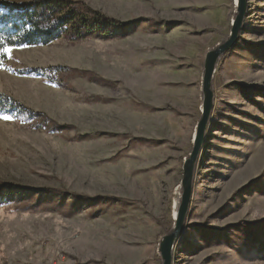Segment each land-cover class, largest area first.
I'll return each mask as SVG.
<instances>
[{"label": "rangeland", "instance_id": "obj_1", "mask_svg": "<svg viewBox=\"0 0 264 264\" xmlns=\"http://www.w3.org/2000/svg\"><path fill=\"white\" fill-rule=\"evenodd\" d=\"M75 1L122 28L17 48L0 68V93L61 127L0 119V188L34 190L0 205V264H162L201 119L205 57L229 38L236 2ZM49 67L74 72L57 82L20 74ZM213 91L173 264H264V0L248 1Z\"/></svg>", "mask_w": 264, "mask_h": 264}, {"label": "trees", "instance_id": "obj_2", "mask_svg": "<svg viewBox=\"0 0 264 264\" xmlns=\"http://www.w3.org/2000/svg\"><path fill=\"white\" fill-rule=\"evenodd\" d=\"M121 23L106 17L89 7L83 1L75 0H31L18 3L0 0V47L13 49L25 47H46L55 42L68 39L72 42L85 41L94 37H110L112 29L122 28ZM8 58H4L7 62ZM73 71L66 67L31 68L20 71L29 76H47L53 82L60 81L62 72ZM74 72V71H73ZM87 74V73H86ZM94 79H97L94 78ZM101 80V79H99ZM107 85V81H102ZM13 114L15 117L27 116L41 120L40 126L51 123V130L61 127L51 122L45 115H38L18 103L12 97L0 93V115ZM53 123V124H52ZM62 194V191L51 194ZM34 194L33 189L13 184H4L0 188V205L14 197L27 198Z\"/></svg>", "mask_w": 264, "mask_h": 264}, {"label": "water", "instance_id": "obj_3", "mask_svg": "<svg viewBox=\"0 0 264 264\" xmlns=\"http://www.w3.org/2000/svg\"><path fill=\"white\" fill-rule=\"evenodd\" d=\"M248 1L249 0H236V14L231 23L229 38L212 51H209L205 57L202 78L201 119L196 127L192 151L183 164V177L181 181L182 193L180 203L174 215V227L168 235H165L161 239L159 244L158 251L161 256L162 264H173L174 248L185 229V222L193 196L195 169L200 153L204 147L208 125L214 109V75L221 58L239 42L247 15Z\"/></svg>", "mask_w": 264, "mask_h": 264}, {"label": "snow or ice", "instance_id": "obj_4", "mask_svg": "<svg viewBox=\"0 0 264 264\" xmlns=\"http://www.w3.org/2000/svg\"><path fill=\"white\" fill-rule=\"evenodd\" d=\"M13 51L14 49L10 46L0 47V68L3 67L4 58H8V59L12 58ZM4 70H7V69H4ZM0 119H3L4 121H10L12 120V117L9 115H0Z\"/></svg>", "mask_w": 264, "mask_h": 264}, {"label": "crops", "instance_id": "obj_5", "mask_svg": "<svg viewBox=\"0 0 264 264\" xmlns=\"http://www.w3.org/2000/svg\"><path fill=\"white\" fill-rule=\"evenodd\" d=\"M191 79L188 78V85H191Z\"/></svg>", "mask_w": 264, "mask_h": 264}, {"label": "bare ground", "instance_id": "obj_6", "mask_svg": "<svg viewBox=\"0 0 264 264\" xmlns=\"http://www.w3.org/2000/svg\"><path fill=\"white\" fill-rule=\"evenodd\" d=\"M235 2H236V0H235ZM177 207H178V205L175 206V210L177 209ZM175 212H176V211H175Z\"/></svg>", "mask_w": 264, "mask_h": 264}]
</instances>
